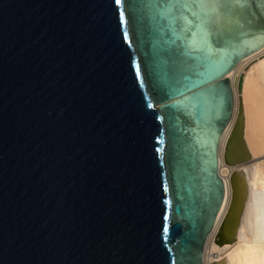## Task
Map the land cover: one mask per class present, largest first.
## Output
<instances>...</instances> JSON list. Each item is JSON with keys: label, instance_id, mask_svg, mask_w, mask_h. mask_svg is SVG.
Returning a JSON list of instances; mask_svg holds the SVG:
<instances>
[{"label": "water", "instance_id": "1", "mask_svg": "<svg viewBox=\"0 0 264 264\" xmlns=\"http://www.w3.org/2000/svg\"><path fill=\"white\" fill-rule=\"evenodd\" d=\"M166 3L0 0V264H205L229 72L264 47V3L258 20L232 0L211 35L174 34ZM243 120L229 165L248 158ZM231 183L219 241L241 209V172Z\"/></svg>", "mask_w": 264, "mask_h": 264}, {"label": "bare ground", "instance_id": "2", "mask_svg": "<svg viewBox=\"0 0 264 264\" xmlns=\"http://www.w3.org/2000/svg\"><path fill=\"white\" fill-rule=\"evenodd\" d=\"M233 82L235 106L233 117L220 146V173L226 184V195L217 221L207 239L205 264H264V47L242 59L229 72ZM242 80V89L238 84ZM243 112L244 162L229 165L224 161L225 146L239 111ZM261 158V157H259ZM241 172L243 198L236 220L225 227L227 240L219 241L231 204L234 173ZM223 231V232H224Z\"/></svg>", "mask_w": 264, "mask_h": 264}, {"label": "snow or ice", "instance_id": "3", "mask_svg": "<svg viewBox=\"0 0 264 264\" xmlns=\"http://www.w3.org/2000/svg\"><path fill=\"white\" fill-rule=\"evenodd\" d=\"M237 3L240 0H236ZM264 3V0H260ZM117 4L121 3V0H116ZM247 4L249 14L256 19H261L260 16L256 15V10L253 7L254 0H244ZM198 9L210 8L211 13H215V18L211 13H205L203 16L199 11L191 13L193 19H189L185 14L184 9H190L192 7ZM232 6V0H168L166 4H160L158 7L161 8V16L168 21V28L175 34L179 32H191L193 26L201 28L208 35H211V27L218 23L219 19L224 15L221 9H230ZM173 9L175 11H173ZM252 21L250 20L249 23Z\"/></svg>", "mask_w": 264, "mask_h": 264}, {"label": "rangeland", "instance_id": "4", "mask_svg": "<svg viewBox=\"0 0 264 264\" xmlns=\"http://www.w3.org/2000/svg\"><path fill=\"white\" fill-rule=\"evenodd\" d=\"M259 157H261V158H259ZM262 157L264 158V155H262V156H257L256 159H257V160H259V159H263Z\"/></svg>", "mask_w": 264, "mask_h": 264}]
</instances>
